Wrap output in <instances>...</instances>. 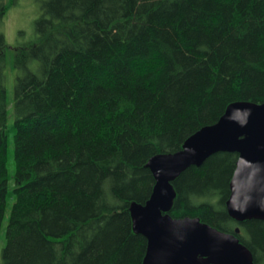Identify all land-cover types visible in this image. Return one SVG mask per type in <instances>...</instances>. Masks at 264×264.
<instances>
[{"label": "trees", "instance_id": "obj_1", "mask_svg": "<svg viewBox=\"0 0 264 264\" xmlns=\"http://www.w3.org/2000/svg\"><path fill=\"white\" fill-rule=\"evenodd\" d=\"M16 0H0V25ZM15 45V185L6 168V53L0 32V264H143L133 229L173 153L233 102L264 101V0H42ZM237 154L217 152L175 179L167 213L234 232L264 264V220L226 211Z\"/></svg>", "mask_w": 264, "mask_h": 264}, {"label": "water", "instance_id": "obj_2", "mask_svg": "<svg viewBox=\"0 0 264 264\" xmlns=\"http://www.w3.org/2000/svg\"><path fill=\"white\" fill-rule=\"evenodd\" d=\"M217 152L237 154L225 201L236 221L264 220V101L230 103L218 120L195 131L173 153L157 154L146 166L154 178L144 204L132 203L133 229L147 240L143 264H254L234 232L219 231L196 217L173 218L172 181Z\"/></svg>", "mask_w": 264, "mask_h": 264}, {"label": "rangeland", "instance_id": "obj_3", "mask_svg": "<svg viewBox=\"0 0 264 264\" xmlns=\"http://www.w3.org/2000/svg\"><path fill=\"white\" fill-rule=\"evenodd\" d=\"M42 0H16V4L11 6L2 18L0 25V32L3 33L6 44L10 47L6 53V66L4 69L6 80L5 86L7 91V98L9 101L8 115L6 123V137H7V153H6V168L9 175L8 186L9 190L15 185L13 175L15 172L14 163V115L12 112L13 87L15 81L16 71L11 67V51L15 45L22 44L31 40L34 36V22L40 15V6ZM13 202V196L9 194L7 199V206L4 220L2 222L0 231V262L1 250L4 245V233L9 216L10 206Z\"/></svg>", "mask_w": 264, "mask_h": 264}]
</instances>
